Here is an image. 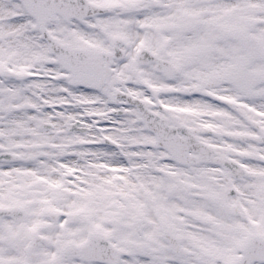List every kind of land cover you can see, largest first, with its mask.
I'll list each match as a JSON object with an SVG mask.
<instances>
[{"label":"snow or ice","instance_id":"1","mask_svg":"<svg viewBox=\"0 0 264 264\" xmlns=\"http://www.w3.org/2000/svg\"><path fill=\"white\" fill-rule=\"evenodd\" d=\"M0 264H264V0H0Z\"/></svg>","mask_w":264,"mask_h":264}]
</instances>
